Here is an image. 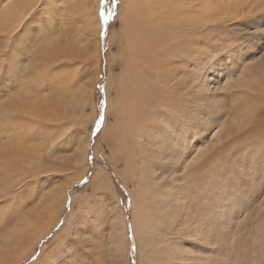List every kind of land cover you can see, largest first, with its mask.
I'll list each match as a JSON object with an SVG mask.
<instances>
[{
  "label": "rangeland",
  "instance_id": "1",
  "mask_svg": "<svg viewBox=\"0 0 264 264\" xmlns=\"http://www.w3.org/2000/svg\"><path fill=\"white\" fill-rule=\"evenodd\" d=\"M91 1L99 19L97 58L96 34L92 27L83 24L82 21H86L80 18L81 11L79 15L76 13L77 2H65L56 9L51 5L47 8L48 3L43 4L42 0H29L21 18H12L7 32H0L3 41L7 38L3 50L0 42V74L3 71L5 75L8 69L3 53L9 48L14 51L18 71L16 81L6 84L0 81V108L4 102L16 104L11 107L13 114L0 124V170L10 171L3 180L0 178V261H3L0 264H264V99L259 98L255 118L249 123L230 133L225 130L227 134L223 129L232 102L231 80L233 82L242 70L252 69V65L264 57V5L257 6L260 9L258 24L253 23V17H242L235 12L234 9L240 10V5L235 3L239 0H203L204 4H209V10L198 5L200 14H204L196 13L195 23L207 17L210 20L208 26L197 27L196 33L192 31L194 40L187 48H192L190 59H193L191 67H186L182 73L188 72L190 76L196 73L199 80L207 71V81L218 75L213 81L216 94L213 92L210 100L208 90L186 89L184 84L190 81L186 78L181 88L185 87L187 97L182 100L180 93L178 99L183 104L187 102L190 107L187 113L213 121L210 127L207 125L208 129L222 128V135L221 141L211 140V131L201 134L198 130L196 137H187L184 136L187 131L177 123L182 136L179 140L187 145L183 147H188L183 150L184 154L179 152V159L186 156L189 159L196 151L200 157L192 170H180L182 173L176 174L183 180L174 183L181 206L171 215L172 224L167 226L154 210V197L159 188L143 171L144 163L135 143L139 136L135 137L130 128L136 107L133 83L127 75L122 84L127 85L126 88L118 90L117 80L123 72V60L118 57L125 36L119 43L116 35L121 31L118 14L125 1ZM148 1L139 0L133 15L138 18V37L141 38L136 46L142 50L139 49L140 54L148 56L145 52H153L147 51L149 43L143 42L144 47L141 43L148 36L147 27L151 26L150 40L157 48L153 52L155 63H142V67L146 76L151 74L157 79L161 73L157 64L165 63L167 36L172 35V30L163 25L165 28L156 34L154 20L157 18L148 15L154 10L150 8L154 2ZM242 10L247 12V8ZM104 16L107 19H103ZM57 44L61 45V52L55 54L58 60L50 63L53 52L49 47L53 46L54 50ZM85 44L86 52L83 51ZM38 50H47V71L41 76L37 75L41 70L38 65L29 61L30 53ZM86 56L88 61L83 59ZM95 60L97 75L93 71ZM208 67L212 69L208 71ZM93 79L94 89L80 117L71 116L63 109L57 114L52 111V106L57 107L56 98L69 102ZM6 85L8 90L4 91ZM119 91L121 99L117 98ZM194 97L209 104L207 107L199 102L207 116L196 109L198 101L195 104ZM119 99L123 103L120 112ZM151 101L154 103L152 98L146 101L152 116L147 122L159 128L162 120L153 118L155 113L152 112L156 109L149 108ZM189 102L195 105L190 106ZM21 103L23 111L20 112ZM177 113L183 112L173 115ZM171 115L169 117L175 119ZM41 127L52 129L46 134L47 138L35 135ZM85 142L87 150L82 164L80 154ZM74 154L76 157L71 160ZM59 192H63L61 201ZM117 210L123 212L125 221L124 229L122 224V228L118 226L122 234H113L119 220ZM37 233H41L40 237ZM121 235L122 246L119 244Z\"/></svg>",
  "mask_w": 264,
  "mask_h": 264
},
{
  "label": "bare ground",
  "instance_id": "2",
  "mask_svg": "<svg viewBox=\"0 0 264 264\" xmlns=\"http://www.w3.org/2000/svg\"><path fill=\"white\" fill-rule=\"evenodd\" d=\"M28 1L29 0H0V32H2V33L7 32L8 23L12 18H14L15 20H16V18H17V20L21 18L22 13L24 11V5ZM94 1L96 2L97 0H94ZM124 1H125V3L121 9V12H120V14H118L121 31L116 35L118 37V40H120L119 43L123 42L121 39H123L125 36V42H123L124 44L121 45V49L119 50V57L117 56L119 59L121 58L123 60V72L120 73L118 80H117L118 81L117 82L118 83V90L122 91V89H124V87L126 88L127 85L124 86L122 84H123V79L124 78L126 79V75H127V77H128L127 79L130 78L132 80V83H133L131 86L133 87L132 89H134V94H135L134 105L136 107V109H134V112H135L134 117L135 118L133 117L134 118L133 119V127L130 125V128L133 131L135 137L139 136V138L136 139L135 143H136V147L139 149V152H138L139 156L142 158L143 163H144V170L143 171H146L148 178L153 183H155L156 187L159 188L157 190V192L155 193L156 197H154V200H155V202H154V208L155 209L154 210H156L158 212L161 219L168 226V224H170V225L172 224V221L170 219L171 215L175 214V212L181 206L179 204V201H178L179 200V197H178L179 190H178V187H176V185L174 183L178 182V181L180 182L183 180L181 178V175H180V178H177L176 174L180 173V170L185 171V172L187 169L192 170L193 164L195 165V163L198 161V159L200 157V156L198 157V155H196V153H197V151H196L195 154L193 153L194 155L192 154L189 159L187 158L188 156H186L184 158L182 157L181 160L179 159L181 157V154L179 156V152L181 151L183 153L184 152L183 150H187L188 147H183V146H187V145L181 144V142L179 140V139H182V136L180 135V133H178L181 129L179 128L177 123H181L180 127L181 128L183 127L184 131H187L185 133V135L183 134L184 136H187V137H194L195 136L196 137L197 132L201 131V134H203L207 130H209L212 132L210 135L211 140H215V138H216L218 141H221L220 135H222L221 134L222 128L217 129V130H215L214 128L208 129V126L210 124H212L213 121L211 120L212 122H210L209 120H207V118L205 120L204 119L205 117H202V116L198 117L195 115H191L190 112L187 113L186 110H188V108H190V107H188L186 105L187 102H186V104H183V102H182V100H184V98L187 97V91H185V87H184V89L181 88V85H183L182 81L186 78L190 79V81H188L189 84H187V85L184 84L185 86H187L186 89H188L190 87L192 90V87H193V89L195 88L197 90H200L201 92H202V90H208L210 100H212L214 97L213 92L215 91L216 86L214 85L215 83L213 81L215 79H217L218 75L210 77L209 79H212V81L211 80L207 81V78L209 77V75H208L209 72L207 73V71H205L201 74V76H200L201 78H199V80L197 77L198 75L197 76L195 75L196 73L192 74L193 76H190V73L185 72V74L188 73V75L187 74L185 75V74H183L184 72L182 71L186 67H191L190 63L192 62L191 60L193 59V58L190 59L191 53H192V51H190V49H192V48H190V47L187 48L188 44L190 45V43H192V41L194 40V38H192V34H193L192 31L194 33H196L197 27H200V29H201V27L204 28V27L208 26V24H209L208 21L210 20L207 17V15H205V17H207L205 20L200 21L199 22L200 24L195 23L198 20V16L199 15L201 16L202 14H204V13L200 14V12H199L200 10H198V5L200 4V6L202 8L209 10V4H204V1L210 2V0H204V1L201 0V3H199V0H152L154 2V4L150 8H152L154 10L150 11L148 13V15H150V14H151V16L155 15V17L157 18V19L155 18L156 21L154 20V28H155L156 34H157V32L160 33L161 30H163V28L166 27V25H167V27H169L172 30V35L169 34L167 36V38H168V41H167L168 42V44H167L168 50L167 51L168 52H166L167 57L164 58L165 63L163 61H161L159 64L156 63L158 65V69H160V71H161V73L157 76V79L154 78L155 76L151 77V74H148L146 76V74L144 72L145 69L142 67V63H144V64L148 63L149 65H152L151 63H155L153 52L157 48L154 47L155 42L150 40L151 39V33H150V27L151 26L147 27L148 36L143 38V41L141 42L143 47H144L143 42L149 43L147 51L153 50L152 53L143 51V52L148 54V56H146L144 53L140 54L139 53L140 48H138L136 46V44H140V42L138 43V41H140L139 39H141V38L138 37V36H140L139 30H138V25H137L138 24V18L134 17L133 15H135V13H136L135 12V10L137 8L136 5H137V2L139 0H124ZM42 2H43V4L48 3L47 8H50L49 5H51V6H54L56 9H57V6L62 5L65 2H73V3L77 2L76 8H77L78 12L76 11V13L78 14L81 11L80 16H82V17H80V18H82L86 21V22L82 21L83 24L86 25V27L87 26L92 27L94 30V33L96 34L95 45H94V52H95V57H96L97 56V54H96L97 53V34H98V29H99V19H98L96 8L92 9V6L90 5V2H93V1H91V0H63V1H60V0H42ZM135 2H136V4H135ZM148 2H150V0ZM235 3L240 5L239 11L234 9L236 13L239 12L242 17H245V16L253 17V19H254L253 23H257V24L259 23L258 13L260 12L259 11L260 9H257V6L260 7V4L264 5V0H239L238 2H235ZM158 8H160V11ZM231 8H232V6H231ZM245 8H247V12H248V10H251V11L249 13H247L246 11L243 12L242 9H245ZM58 9H59V7H58ZM70 9H71V7H70ZM197 10H198V12H197ZM196 13L198 14V16H196ZM237 16H238V14H237ZM142 17H144V16H142ZM234 17H236V16H234ZM139 20L141 21V19H139ZM142 21H144V19H142ZM152 22H153V20H152ZM163 25H165V27H163ZM256 27L257 26L255 25V28ZM257 29H258V27H257ZM180 32H181V35H179ZM257 35H258V33H257ZM205 37H206V35H205ZM0 39H1L0 42L2 43L1 47L3 50L7 38L6 37L4 38L5 39L4 40L5 42H4L3 36L0 35ZM49 49L53 52L52 56L49 58L50 59L49 62L53 63V62L58 60L57 56H55V54L58 55V52H61V45L57 44L54 47V50H53V46H52V48L49 47ZM83 51H85V52L87 51L86 44L83 46ZM46 52H47V50H45V51L38 50V51H33L29 55L30 56L29 61L31 63L34 62V66H35V64H37L39 69H41L40 72H38L39 74L37 73V75H40V76H41V74H44L45 71H47L46 59H45V56L47 55ZM3 54L6 56L8 69L5 71V75L3 74V71L1 72L0 81H3L4 84H6L7 81L8 82H12L13 80L16 81L15 75L18 74V71H17V68L15 69L16 64L14 63V60H13V59H16L14 56V51L9 48V51L6 53H3ZM150 54H152V55H150ZM146 57L148 58V60H146L147 59ZM214 57L215 56H213V58ZM111 58L113 59V56ZM83 59L87 60V56L83 57ZM143 59L146 62H144ZM213 62H215V61H213ZM213 62H210V63H213ZM129 65H130V67L128 68ZM178 65L179 66L181 65L180 66L181 68L180 67L178 68ZM34 66H33V68H34ZM145 66H147V65H145ZM0 67H1V63H0ZM93 67H94L93 71L97 75L98 70H97V66H96V60H95V64L93 65ZM147 68L149 69L152 67L148 66ZM193 68H194V66H193ZM210 68L212 69V67H208L207 70L210 71ZM213 70H214V68H213ZM8 73L10 75H8ZM148 73H150V71H148ZM122 75H123V77H122ZM6 77H7V79H6ZM27 78H29V77H26V79ZM4 79H5V81H4ZM110 79L112 80V77H110ZM150 80H151V83H150ZM184 82H185V80H184ZM110 84H112L111 81H110ZM161 84H162V86H161ZM94 85H95V79H93L92 81L87 83V86H82V88L77 93V95L76 96L74 95L75 97L72 98L71 100H69V102H67L68 100L66 102H64V100L62 98H56V106L57 107L54 108L52 106V111L57 114L59 109H63L65 113L66 112L70 113L71 116H73L75 114L77 117L78 116L80 117L81 113L83 111L84 104L88 100V97H89L90 93L92 92V88ZM120 85H122V86H120ZM158 87H160L161 90H158L157 89ZM230 88L233 89L232 98H231L232 102H230L229 118L224 123V125H226L223 128L225 133H226V131L228 133L232 129H234V130L237 129L238 126H241V125L244 126L246 123H249L250 120L253 119V117L255 118V116H253V115L256 111V103L258 101H260L259 98L264 99V97H263L264 96V57L259 62H257V64H253L252 69L247 68L246 70H242L240 72V74L238 76H236V78L233 82L231 80ZM155 89H157V90H155ZM181 89L184 91L181 92L182 91ZM6 90H8L7 85H6V87H4V91H6ZM120 91L118 92L117 98H120L122 96L121 95L122 92H120ZM6 93H4V94H6ZM180 93H181V96H183L182 100L178 99V96L180 95ZM214 93L216 94V92H214ZM192 94H195V93L192 92ZM195 95H197V94H195ZM193 96H191V98ZM1 97H2V95H1ZM148 98L150 100L152 98V100L154 101V103L151 101V103H150L151 107H149V108L155 107V109H156V111H155V109L153 108L155 111V112H152V114L155 113V115L153 114V118H155V120L157 119L156 121H158V119L161 117L162 121L159 122L160 123L159 128H155L149 124L150 120H148V119H150L152 116H150L151 113L149 114L150 111H148V105L149 104L146 102V101H149ZM194 98H196V101L194 102L195 104L197 103V101H198V104L200 101H203V100H199V98L197 99V97H194ZM11 99H12V97H11ZM120 99L118 101V107L119 108L117 107V109L119 110V111L117 110L118 112H120V110H123V108H122L123 103H121L122 101H120ZM145 99H146V101H145ZM201 99H204V98L202 97ZM13 100H14V98H13ZM21 100H23V99H21ZM117 100L118 99H116V101ZM187 100H188V98H187ZM6 101H7V99H6ZM220 102H222V99L220 100ZM16 103H18V102H16ZM144 103L147 106H145ZM189 103L192 104V105L188 104L190 106L195 105L193 102H189ZM200 103H202V102H200ZM12 104L13 103L10 104L8 102L7 103L4 102L1 104L2 107L0 108V124H3V121L5 122V119L8 118L7 116H9L10 114H13L11 107H14V106L16 107V104H13V106H12ZM151 104H154V105L152 106ZM202 104L205 105L204 102ZM202 104H199L200 107H197V105H196L195 106L196 109L199 108V111H200V109H201V111H203V109L201 107ZM208 105H207V107H208ZM20 106H21V108L19 110L21 112V111H23V103H21ZM219 106H222V104L220 103ZM160 107H162L166 110H163V109L160 110ZM210 107L211 106H209V108ZM70 109L73 111L71 112ZM167 109H168V111H167ZM178 110L180 112H183V113L182 114L177 113V114L173 115V113L179 112ZM204 110H205V108H204ZM205 111H203V112L205 113ZM206 114L207 113H205V115ZM61 115H63V114H61ZM169 115H171L172 117L174 116L175 119L174 118L172 119L171 117H169ZM131 116H133V115L131 114ZM149 116H150V118H149ZM118 118H119V116H118ZM176 119H178V122H175ZM202 119H204V120H202ZM147 120L149 122H147ZM151 120H153V119H151ZM152 122H151V124H152ZM252 122H254V120ZM252 124H254V123H252ZM117 125H119V124H117ZM197 127H198V129H197ZM249 133H251V132H249ZM115 136H116V134H115ZM84 141L85 140H83V142ZM86 150H87V143L85 142V145H83V147L81 149V154H80L82 164L84 162L83 157H84V155H86ZM205 152H207V151H205ZM154 156L156 159V160L154 159L155 161L152 160V157H154ZM75 157H76V154H74L71 157V160H72V158L74 159ZM1 160L2 159H0V161ZM131 161H132V159H131ZM138 162H139V160H138ZM72 163H76V162H72ZM177 165H179V168L177 167ZM180 165H181V167H180ZM7 171H9V169H7ZM7 171L6 170H0L1 180H3L2 178H4V175H8ZM185 172H184V174H185ZM184 176L185 175H183V177ZM56 192H58V191L56 190ZM62 193L59 192V194H58V196L60 195L59 200L62 199V195H63ZM49 200H47V201H49ZM47 205L49 206V203H47ZM141 205H143V204H141ZM55 207H56V204H55L54 208ZM134 207H137V206H134ZM139 207H140V205H139ZM110 209L115 210V208H110ZM136 209H140V208H136ZM136 209H134V210H136ZM114 210H110V211H114ZM122 213L120 211H118V213H117L118 218H116V219H119V220H118V222L116 221L117 230H115V228H116L115 227L113 234H118L119 232L122 234V229H124V223H125ZM113 217L115 218V215ZM110 222H111V220H110ZM113 224H115V223H113ZM121 224H122L123 228L120 226ZM118 226H120L122 229L119 228ZM113 227H114V225H113ZM118 230H120V231H118ZM124 232H125V230H124ZM29 233H30V231H29ZM37 235H39V237H40L41 233L40 234L37 233ZM118 237H119V235H118ZM20 238H22V235L20 236ZM110 238H112V237H110ZM194 238H196V237H194ZM116 239H117V237H116ZM121 239H122V235H121ZM123 241H124V238L122 240H119V242H120L119 244L121 246H122ZM29 249H30V247H29ZM2 258H4V257H2ZM0 262L2 263L3 261H0Z\"/></svg>",
  "mask_w": 264,
  "mask_h": 264
},
{
  "label": "snow or ice",
  "instance_id": "3",
  "mask_svg": "<svg viewBox=\"0 0 264 264\" xmlns=\"http://www.w3.org/2000/svg\"><path fill=\"white\" fill-rule=\"evenodd\" d=\"M103 19H107V16H104ZM99 123H100V121H97V125H99ZM51 131H52V129H48V128L41 127L39 129H37L35 135L40 136L41 138H47L46 134L48 132H51Z\"/></svg>",
  "mask_w": 264,
  "mask_h": 264
}]
</instances>
